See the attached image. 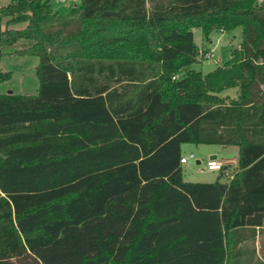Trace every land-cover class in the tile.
Returning a JSON list of instances; mask_svg holds the SVG:
<instances>
[{
    "label": "trees",
    "instance_id": "16d2710c",
    "mask_svg": "<svg viewBox=\"0 0 264 264\" xmlns=\"http://www.w3.org/2000/svg\"><path fill=\"white\" fill-rule=\"evenodd\" d=\"M194 28L239 46L203 74ZM20 40L38 89L0 93V264H264V0H9L0 55ZM186 143L236 163L186 182Z\"/></svg>",
    "mask_w": 264,
    "mask_h": 264
},
{
    "label": "rangeland",
    "instance_id": "374dc122",
    "mask_svg": "<svg viewBox=\"0 0 264 264\" xmlns=\"http://www.w3.org/2000/svg\"><path fill=\"white\" fill-rule=\"evenodd\" d=\"M9 0H0V5L7 3ZM52 7L60 14L70 12L74 5H77L80 0H50ZM14 28L24 27L23 23L13 25ZM195 43L202 47L198 57L202 58L191 64V68L201 71L206 74L212 71L218 64L226 62L230 58V51L239 46L240 43V28H236L229 32L212 31L209 34V39L203 38L200 29H193ZM27 42L20 40L15 47H7L3 49L0 55V68L4 71H10L11 77L8 80L0 83V93H8L9 91L14 94H35L38 89V80L35 74V68L38 64V57L31 55H14L11 52L21 46H26ZM212 50L211 56L206 58V54ZM236 88H228L222 92L223 95L234 97ZM186 146L181 147L182 155L188 156L190 153L194 155L189 158L186 164L182 165V176L189 181H213L217 179L219 171H210L204 167L205 162L209 159L211 153L208 149H214L218 160L232 159L236 161L238 149L234 145L220 146L215 144H191L186 143ZM196 160L201 163L197 164ZM234 167V163H227ZM204 167V168H203ZM203 168V169H202ZM202 169V170H201ZM220 181H226L225 177H220ZM192 218H194L192 216ZM194 255L200 254L201 247L196 246ZM160 259H165L161 257ZM205 261V260H204ZM198 262H203L198 260ZM150 264H157L156 260H151ZM164 264H174L172 262H165Z\"/></svg>",
    "mask_w": 264,
    "mask_h": 264
},
{
    "label": "crops",
    "instance_id": "0c3cea01",
    "mask_svg": "<svg viewBox=\"0 0 264 264\" xmlns=\"http://www.w3.org/2000/svg\"><path fill=\"white\" fill-rule=\"evenodd\" d=\"M5 4V3H4ZM2 5V4H1ZM210 54L212 53L210 49H207ZM10 93H13V92H10ZM14 94V93H13ZM23 95V94H21ZM183 146H186L185 144L182 145ZM237 147V146H236ZM209 153H211L210 157L211 158L212 156H215V158L217 159V156H216V151L214 149H208ZM218 160V159H217ZM219 161H223V162H226V163H236V161H233L232 159H226V160H219ZM188 162V161H187ZM187 162L185 163H181V167L183 164H186ZM196 163L197 164H200L201 161L200 160H196ZM210 171H216V170H210ZM220 173V171H219ZM219 175V174H218ZM182 179L186 182H202V183H212L214 182L215 180L213 181H202V180H198V181H189L187 180L186 178H184L182 176ZM257 229V232H256V236H255V240H254V247H255V253H256V256L259 257V258H263V255H264V232H259L258 229L259 228H256Z\"/></svg>",
    "mask_w": 264,
    "mask_h": 264
},
{
    "label": "built area",
    "instance_id": "2783aa9c",
    "mask_svg": "<svg viewBox=\"0 0 264 264\" xmlns=\"http://www.w3.org/2000/svg\"><path fill=\"white\" fill-rule=\"evenodd\" d=\"M206 58L207 57H210V53L209 54H206L205 55ZM194 155L192 153H190L188 156H185V155H182L181 158H180V162L181 163H185L188 161L189 158H193ZM227 163L226 162H223V161H219L217 160L216 158H209L206 162H205V165L204 167L208 170H217V171H221L224 169V165H226ZM203 167V168H204ZM202 168V169H203ZM201 169V170H202Z\"/></svg>",
    "mask_w": 264,
    "mask_h": 264
},
{
    "label": "water",
    "instance_id": "95a60500",
    "mask_svg": "<svg viewBox=\"0 0 264 264\" xmlns=\"http://www.w3.org/2000/svg\"><path fill=\"white\" fill-rule=\"evenodd\" d=\"M11 91H9L8 93H10ZM211 158H215V156H212Z\"/></svg>",
    "mask_w": 264,
    "mask_h": 264
}]
</instances>
